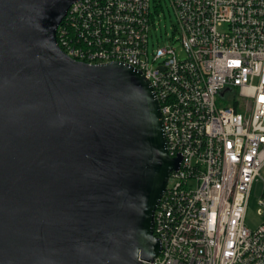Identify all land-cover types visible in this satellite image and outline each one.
Masks as SVG:
<instances>
[{"label": "water", "instance_id": "95a60500", "mask_svg": "<svg viewBox=\"0 0 264 264\" xmlns=\"http://www.w3.org/2000/svg\"><path fill=\"white\" fill-rule=\"evenodd\" d=\"M78 0H0V264H148L170 157L139 70L67 56Z\"/></svg>", "mask_w": 264, "mask_h": 264}, {"label": "built area", "instance_id": "2783aa9c", "mask_svg": "<svg viewBox=\"0 0 264 264\" xmlns=\"http://www.w3.org/2000/svg\"><path fill=\"white\" fill-rule=\"evenodd\" d=\"M169 3L179 51L149 55L150 0H78L57 45L76 61L139 70L156 95L166 150L180 159L155 206L160 251L148 264H264V0Z\"/></svg>", "mask_w": 264, "mask_h": 264}, {"label": "rangeland", "instance_id": "374dc122", "mask_svg": "<svg viewBox=\"0 0 264 264\" xmlns=\"http://www.w3.org/2000/svg\"><path fill=\"white\" fill-rule=\"evenodd\" d=\"M150 12L152 14V23L150 27V37L148 39V51L151 56L153 48L171 44L179 51V44L174 42L175 17L170 6L169 0H150ZM260 176L264 178V166L260 170ZM261 190V181L254 184L247 205L246 224L250 228H255L260 222V217L256 213L257 198Z\"/></svg>", "mask_w": 264, "mask_h": 264}]
</instances>
